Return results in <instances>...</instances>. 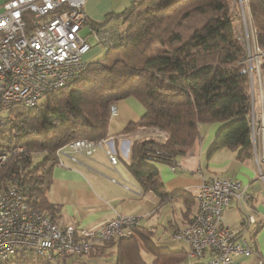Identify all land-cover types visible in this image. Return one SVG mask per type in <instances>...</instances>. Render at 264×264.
Returning <instances> with one entry per match:
<instances>
[{
  "label": "trees",
  "instance_id": "1",
  "mask_svg": "<svg viewBox=\"0 0 264 264\" xmlns=\"http://www.w3.org/2000/svg\"><path fill=\"white\" fill-rule=\"evenodd\" d=\"M248 7L264 52V0H248ZM114 16L123 23L87 19L92 26L104 25L110 35L102 58L89 61L65 86L46 92L37 105L16 104L0 115V153L7 155L0 165V188L16 185L53 221L57 206L47 192L59 163L57 151L79 138L107 136L111 105L129 96L146 111L123 133L157 125L169 134L131 145V173L161 201L170 194L157 163L173 164L193 147L203 123L221 124L213 150H237L239 159L253 152L250 55L235 27L242 14L234 0H134ZM111 241L117 244L118 264H148L143 249L153 255V264H186V251L158 246L151 230L140 225L135 235Z\"/></svg>",
  "mask_w": 264,
  "mask_h": 264
},
{
  "label": "built area",
  "instance_id": "2",
  "mask_svg": "<svg viewBox=\"0 0 264 264\" xmlns=\"http://www.w3.org/2000/svg\"><path fill=\"white\" fill-rule=\"evenodd\" d=\"M239 2L245 13L248 0ZM85 3L86 0H5L0 5V112H8L16 104L33 107L46 92L65 86L81 73L88 64L85 55L93 47L91 36L104 47L108 45L110 35L102 26L91 25L88 34L82 33L87 24ZM110 112L115 116L118 106L111 105ZM252 117L254 134V113ZM260 124L264 129V115ZM95 148H103L112 165L118 163L114 136L69 142L57 151L59 163L63 164L62 155H91ZM6 159L7 155L0 153V165ZM171 168L175 170L173 164ZM189 191L197 209L174 238L188 245L192 264H237L236 257L255 252L240 233L223 222L233 199L239 204L249 200L246 185L230 176H214L202 178ZM137 226L138 216L119 213L94 227H62L32 207L16 185L0 188V264H56L68 255L89 253L97 243L132 236ZM206 254L211 258L205 259Z\"/></svg>",
  "mask_w": 264,
  "mask_h": 264
},
{
  "label": "crops",
  "instance_id": "3",
  "mask_svg": "<svg viewBox=\"0 0 264 264\" xmlns=\"http://www.w3.org/2000/svg\"><path fill=\"white\" fill-rule=\"evenodd\" d=\"M106 11L103 24H114L108 21L117 13L111 11L110 7ZM85 13L87 19L90 18ZM236 23L237 28L241 27L240 20ZM252 80L256 126L253 134L254 148L249 158L239 159L238 151L230 148L213 150L221 124L203 123L201 138L174 160L175 170H172V164L157 163L161 180L170 194L161 201L154 191H144L131 173V145L134 140L142 137L165 139L169 134L157 125H141L133 132L123 133L127 125L137 121L146 111L139 100L129 96L118 102V113L111 117L108 128V136L115 137L119 153L117 164H111L103 148H95L91 155L77 152L62 155L63 164L58 163L53 168L47 197L57 206L55 216L52 217L54 221L62 227L73 224L80 229L98 226L119 213L136 215L139 225L151 230L158 246L183 249L187 253L188 245L175 239L174 234L195 215L197 204L195 200L191 202L189 189L198 185L202 178L230 176L247 186L250 198L242 204L233 199L224 212L223 222L240 233L255 251L250 256H238L235 261L237 264H264V129L260 124L264 115V68L259 75L253 73ZM121 150L128 154H123ZM250 217L254 218L253 222L249 221ZM143 253L146 262L153 264V255L144 249ZM147 254L151 256V261L146 258ZM117 257V244L107 242L102 245L100 242L89 253L68 255L56 264H118ZM204 258L210 259L211 255L206 254ZM193 261L186 256V264H192Z\"/></svg>",
  "mask_w": 264,
  "mask_h": 264
},
{
  "label": "rangeland",
  "instance_id": "4",
  "mask_svg": "<svg viewBox=\"0 0 264 264\" xmlns=\"http://www.w3.org/2000/svg\"><path fill=\"white\" fill-rule=\"evenodd\" d=\"M4 1L5 0H0V5ZM131 3H132V0H87V2L85 3L86 4L85 11L87 12L91 20L95 22H103L106 20L105 14L107 12L106 9L108 7H110L111 11H115V13H118L122 11L123 9H125L127 6L131 5ZM121 5L122 7L120 8ZM234 6H236V8L239 9L242 14V19H240L241 27L237 28L236 22H235V26L238 29L237 31L239 32L240 38L245 43L248 53L250 55L249 60H248L249 61L248 68L251 72V83L253 84V80H252L253 73L259 75L260 72L262 71L261 61L263 60L262 55L264 54V52L261 49H259L257 46L255 21L250 13L249 7H247L246 12L243 13L239 0H234ZM108 23H117V24L123 23V19L122 17L114 16L108 21ZM125 25H127V23H125ZM90 27L91 26L89 23L85 24V27L83 28L82 33L88 34L90 32ZM89 42L93 45V47L85 55L86 60L89 62V61H94V60H98L102 58L105 55V50H104L103 45L100 43H97L93 36L89 38ZM42 101H43V98L41 99L40 102ZM1 114L5 115L7 114V112L3 111L0 113V115ZM107 136L94 139V140L96 141L99 139H103V138H106ZM157 139H161V138H157ZM146 258L149 261L152 260L151 256L148 254L146 255ZM35 264H38V263H35Z\"/></svg>",
  "mask_w": 264,
  "mask_h": 264
}]
</instances>
